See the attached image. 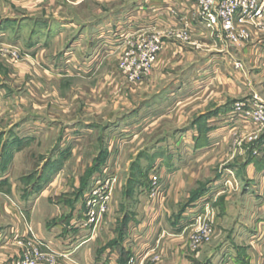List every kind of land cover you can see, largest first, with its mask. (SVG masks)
Segmentation results:
<instances>
[{"label": "rangeland", "instance_id": "obj_1", "mask_svg": "<svg viewBox=\"0 0 264 264\" xmlns=\"http://www.w3.org/2000/svg\"><path fill=\"white\" fill-rule=\"evenodd\" d=\"M166 1L178 5L174 0H0V20L7 25L0 33V123H5L0 129L7 130L0 151L9 146L26 148L28 157L34 154L29 165L39 170L31 169L23 187L45 192L27 195L28 205L18 206L12 241L19 252L7 264L24 258L33 247L39 253L35 264L71 258L69 252L57 251L58 243L37 241L28 214L46 226L57 216L69 217V233L61 245L70 251L121 244V234L128 230L126 264H161L162 254L148 255L156 232L164 243L168 236L186 232L189 257L198 264H217L214 252L221 237H214L209 200L214 190L224 196L235 186L232 196L249 191L245 174L235 178L228 170L244 165L250 144L256 149L264 143V126L245 118L254 106L264 110V88L248 84L244 54L264 30V13L252 16L255 11L245 12L244 0L232 1L233 25L226 30L227 0H191L196 13L184 25L188 29L177 27L171 33L162 28L181 24L185 17ZM255 1L257 6L264 2ZM37 3L52 7L47 19H57L66 30L58 51L53 52L51 38V46L39 43L33 54L27 53L32 58L23 46L33 24L28 6ZM166 7L171 8L169 15L163 14ZM209 15L216 16L214 28ZM194 27L208 35L200 46L190 34ZM164 37L179 45L159 63L168 40ZM155 44L159 50L145 72ZM43 47L50 59L34 61ZM184 48L190 59L182 56ZM222 54L233 59L235 71L243 70L238 79L227 76L216 60ZM157 69L158 77L152 78ZM239 106H244L241 111ZM224 108L229 119L215 122L213 117ZM242 125L251 128L240 130ZM232 126L239 130L231 135ZM10 132L34 141L10 143ZM220 177L228 187L220 185ZM206 191L207 196L198 198ZM174 198L178 203L171 208L167 204ZM91 213L95 222L88 224ZM136 222H141L139 232ZM54 232L57 239L59 231ZM197 237L202 238L199 244L194 242Z\"/></svg>", "mask_w": 264, "mask_h": 264}, {"label": "crops", "instance_id": "obj_2", "mask_svg": "<svg viewBox=\"0 0 264 264\" xmlns=\"http://www.w3.org/2000/svg\"><path fill=\"white\" fill-rule=\"evenodd\" d=\"M174 2H176L178 5H175V3L173 2L170 4L168 1H166V6L173 5L175 8H172V6L170 7L174 10L176 9L183 17H185L184 19L185 21L182 22L181 24L178 23V25H176L177 23H173V22L166 24V26H164L165 28H162L164 29L163 30L164 32L173 33L174 30L176 31L179 30L177 29V27L183 30L184 28H186V26H184L186 23L187 25L190 24L189 22L190 16L193 14L195 15L196 13V7L194 1L174 0ZM140 3L141 2L139 1V3L137 4ZM164 7L165 6H163L162 8L164 9ZM28 8L30 9L28 13L31 14L29 16L32 17L31 20H33V24L31 31L29 33L31 40L29 39V43L26 44L25 47L23 46L24 49L22 48L24 53L25 54L32 53V51L35 49V47L39 45V43L44 46L45 45L51 46V44H48V41L51 38L53 41V46H55L53 52L58 51L60 47L63 46L64 43L63 36L66 30V26L62 25L61 23L59 24L57 22V19L56 20H49V18L47 19L48 17L47 15L52 7H47L46 3L45 4L37 3L33 7L28 6ZM142 8L150 10L147 7L145 8L142 7ZM171 8L166 7L163 14L169 15L168 10ZM0 24H1L0 33L2 34V30H3L2 28L6 29L7 25L1 22V20H0ZM187 29L188 27L186 28V30ZM191 31L190 34L191 36L193 35L192 37L195 41H197L198 46H200L199 44L201 43L202 44L205 43V39L208 36L206 33H203V31L196 30L195 27ZM263 31L264 30H262L261 35L260 33L258 34L257 37L258 41L255 40V42H252V44L249 45L244 50L245 61H246L245 64H247V73H248L247 80L249 81L248 84H250L251 87L253 86V84L254 85L257 84L259 87H261L260 89L264 88V32ZM164 39H168V40H165L167 42L163 49L164 51L163 55L159 59V63L160 62L162 63L165 59H167L168 54L170 55V53L172 52L175 54L176 51L173 49L174 47H178L179 45V43H176L178 41L173 40V38L164 37ZM46 48H44V50H42L41 52L38 53L36 52L35 60L34 59L32 60L36 62L41 61V63L44 62L45 59L49 60L50 58L46 57L48 56L47 55L48 51H46ZM184 49L185 50L182 53L183 57L184 55L186 56L187 54L186 48ZM254 52L256 53V56ZM28 56L32 57L30 54ZM257 56L258 59L260 58L259 61L257 59ZM190 57L191 56H186V59H190ZM216 60L220 61V64L223 63V66H225L224 68L227 72V76L229 77H231V73H232L233 75H235V78L238 79L239 74L242 73L243 71V70L240 72L237 70L235 71L233 67L234 65L233 59H230L225 54L216 56ZM157 71L158 69L154 72L152 78L155 75L156 77H158L159 73ZM252 89L253 88H251L250 91ZM1 110L5 111V107L3 106ZM226 111H227L226 108H224L222 110V113H219L215 117H213V120L216 122V121H221L223 119L224 120L229 119L227 118L228 113H225ZM1 121L2 120H0V122ZM1 127H5V123L3 125L2 123H0V128ZM241 128L242 129L240 130L243 129L248 130L251 127L242 125ZM238 130L239 128H237L236 126L233 128L232 126L230 130V134L232 135V133L234 132L237 133ZM2 133L6 134L7 130L0 129V140L3 139ZM8 137H10L8 139L10 143L17 141V143L21 142L18 144H21L22 146L23 143L27 144L28 142L34 141L32 138L29 139L27 136L21 137V135L15 132H10ZM23 138H25V140ZM226 138L227 137L225 136L224 139ZM249 140H251L250 136H249ZM254 147L255 145H251V144L249 145V150H252L251 151L252 155L250 153V156L247 157L246 155V158H244L246 160L243 165L244 166L243 171L241 170V167L243 166L238 164L234 166H230L228 170L230 174H232L235 178L240 174L243 175L245 174V179L247 177V181H249V185L246 190L249 191L246 192L244 191L239 196H237V194L232 196L233 192L237 193V191L234 190L236 189L235 186V188L232 187L230 190H226L228 191V194H230L229 196H224L221 194L222 192H219L221 190H216V192L214 190V199L209 200L211 201L210 203L213 204L211 211L212 213L211 216L209 217L213 218L215 224L214 237L216 236L218 238L221 237L220 243L218 242L217 244V247L219 245L220 247L217 248L214 252V254H216L218 258L217 264H264V143L262 144L261 148L254 149ZM10 148L11 147L6 146L5 149H2L0 151V264H7L19 252V248L12 241L13 231L17 224L16 213L18 210H20L18 206H20L21 208L24 205L26 206L28 205V203H25V201L29 198L27 197V195L30 196L31 194L34 195L39 194L42 196L45 193V192L38 193L32 190V188L29 189L28 186L23 187V180L27 178L28 174L31 172V169L34 168L37 171L39 170L38 168L35 167L31 168L30 167L31 165H29V161L35 159L34 154L28 153L29 154L28 157L26 155L27 153L25 152L26 148L23 149L20 148L18 150H12ZM254 154L255 155L260 154V158H256ZM56 155H57L56 153L53 154L52 157L53 162H55L57 159ZM20 160L22 161L21 163ZM14 174L21 176L19 180L14 177ZM219 182L220 185L224 184L223 182H225V180H223V177H220ZM38 186L40 187L41 183H39ZM180 186L183 188L184 182L181 183ZM225 187L228 186L225 185ZM36 190H38V188ZM23 192L27 193L26 197H23L24 196ZM208 193L209 191H206L203 194H200L198 198H201L202 196H207ZM177 203L178 200L174 198V199H170L167 205L173 208L174 205H177ZM143 209L145 210V208ZM21 210L23 213H26V211H28V210H24L23 208ZM29 217L32 219V217L29 214L26 216V219L27 222L31 224L32 231L36 236L37 241L46 243L49 246H55L53 242H56L59 245V246L57 245L56 248L57 251H60L63 254L69 252L70 255L69 257H71L70 259L68 258V260L65 259L67 261L65 260L60 261L55 264H126L127 263V257H129L128 254L130 251L129 249H131L126 247V242L131 238L130 234L128 235L129 233L128 230L127 233L126 231L122 232L121 237L124 239V241L121 244L118 245L113 244L111 246L101 247V248L98 246H91L89 248L88 247L89 245H86L83 247L81 246L79 249L75 251H70L71 250L70 248H66L63 246V242L61 245V241L63 240L62 238H65L67 233H69L67 227V222L69 217L60 218L59 216H57L58 217L57 219H52V221H49L51 222V224L48 222L49 226H46V222L43 223V221L42 223L39 221L37 222L33 220L31 221ZM136 223L138 227L137 232H139L141 227L140 225L141 222H136ZM61 229L64 230L61 231ZM55 230L59 231L57 234L58 237L57 239H55L56 238L55 233H57L54 232ZM163 237L164 236H161L159 233L156 232L153 240H151L149 243L148 255H151L155 252L157 254L159 253V255L162 254L161 264H198V262L193 261L195 259L192 260L189 257V248H188L189 234L183 232L182 234H179V236L176 237L168 236L167 239L168 238L169 239L168 241H165V243L162 240ZM225 240L227 241L225 242ZM198 253H200V251L197 252L196 254ZM158 260L159 259L157 258V261ZM154 261L155 260L153 259V262ZM211 264H213V262H211Z\"/></svg>", "mask_w": 264, "mask_h": 264}, {"label": "built area", "instance_id": "obj_3", "mask_svg": "<svg viewBox=\"0 0 264 264\" xmlns=\"http://www.w3.org/2000/svg\"><path fill=\"white\" fill-rule=\"evenodd\" d=\"M229 4H227V7L226 9L227 10H230L231 8L229 6H231V2L234 1L235 3H237L236 0H227ZM255 0H244V11H248L250 10V12H254V14H252V16H255V17H259L260 15H262V13H264V2L262 3V5L260 6H257L255 4ZM237 4H235L236 6ZM247 5H250V6H247ZM233 12V9L230 10L229 12V17H225V25L223 26L224 29L226 30H231L232 29V25H233V20L231 18V14ZM216 16H213V15H209L208 16V21H209V26L211 28H214L216 25H217V20L215 18ZM159 50V47L157 44H155L151 51H150V54L146 60V65L144 66V70L145 72L148 71V67H150L154 61V56L156 54V52ZM244 106H239L237 108L238 111H241V109L243 108ZM253 111L251 112H246L245 114V118L246 116L248 117V122H251V124H254V125H262L264 126V110L261 108V107H256L254 106L253 108ZM89 203V202H88ZM95 222V213H91L88 217V224H92ZM203 232V230H202ZM200 241H202V238L201 237H197L195 238V243H200ZM39 256V253H38V250L33 247L32 249L28 250V253L24 256V258H20L18 257L15 261H13L12 264H35V261L36 259L38 258Z\"/></svg>", "mask_w": 264, "mask_h": 264}]
</instances>
